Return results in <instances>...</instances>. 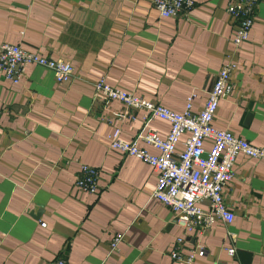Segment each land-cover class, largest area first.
I'll return each mask as SVG.
<instances>
[{
    "label": "crops",
    "instance_id": "0c3cea01",
    "mask_svg": "<svg viewBox=\"0 0 264 264\" xmlns=\"http://www.w3.org/2000/svg\"><path fill=\"white\" fill-rule=\"evenodd\" d=\"M194 1L188 17H162L153 0H0V43L75 67L67 84L37 64L18 84L0 73V264L58 257L68 264H184L170 255L178 237L184 252L197 244L206 249L194 264H264L263 160L237 156L224 190L231 223L217 219L204 232L188 231L153 197L156 170L107 141L120 129L122 140L158 154L141 136L153 127L165 138L171 125L159 117L146 122L144 110L96 94V81L176 112L194 93L198 111L234 58V89L220 101L214 125L264 145V0L238 48L229 0ZM80 164L99 168L98 193L76 186ZM201 207L208 210L209 202Z\"/></svg>",
    "mask_w": 264,
    "mask_h": 264
},
{
    "label": "built area",
    "instance_id": "2783aa9c",
    "mask_svg": "<svg viewBox=\"0 0 264 264\" xmlns=\"http://www.w3.org/2000/svg\"><path fill=\"white\" fill-rule=\"evenodd\" d=\"M261 0H229L228 14L236 20L232 38L236 48L248 40L256 20V8ZM154 7L162 17H188L195 6L194 0H153ZM37 64L51 69L59 84H67L74 78L75 67L66 58L52 59L37 52L24 49L20 44L0 43V73L18 84L26 73L27 66ZM237 68V60L229 58L216 77L209 91L205 105L194 111L196 94L188 97L183 112H176L161 104L136 95L134 92L112 86L105 78L94 84L96 94L109 100L120 101L127 110H144V120L151 117L167 120L171 129L162 138L158 131L150 127L141 138L159 150L152 154L136 145L121 139V130L115 129L107 136L109 147L124 154L142 159L157 172V182L153 197L169 206L176 214L177 221L188 231L200 229L204 232L220 219L226 223L234 220V213L224 199V190L235 178L234 165L239 154L264 161V145L255 146L248 140L236 136L228 129L214 125L220 101L233 92L232 74ZM132 113V118L135 115ZM187 134L182 142L183 135ZM206 142L211 147L206 148ZM183 148L179 149V144ZM100 170L96 166L80 164L76 186L91 194L98 193ZM209 202V209L201 207ZM122 235L117 234L111 243L112 249L118 248ZM184 238L178 237L170 255L184 264H194L198 254L206 249L197 244L189 252H184ZM230 255L235 248H227ZM50 264H68L64 257H58Z\"/></svg>",
    "mask_w": 264,
    "mask_h": 264
},
{
    "label": "water",
    "instance_id": "95a60500",
    "mask_svg": "<svg viewBox=\"0 0 264 264\" xmlns=\"http://www.w3.org/2000/svg\"><path fill=\"white\" fill-rule=\"evenodd\" d=\"M37 213H38V215H39L40 211H37Z\"/></svg>",
    "mask_w": 264,
    "mask_h": 264
}]
</instances>
